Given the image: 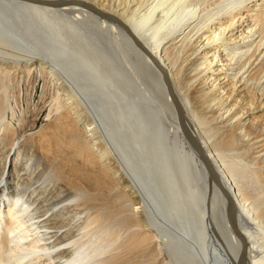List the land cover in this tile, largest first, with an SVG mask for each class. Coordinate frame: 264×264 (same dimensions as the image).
I'll return each mask as SVG.
<instances>
[{
    "label": "bare ground",
    "instance_id": "6f19581e",
    "mask_svg": "<svg viewBox=\"0 0 264 264\" xmlns=\"http://www.w3.org/2000/svg\"><path fill=\"white\" fill-rule=\"evenodd\" d=\"M34 73L57 96L35 137L0 117V264H239L167 82L264 264V0H0V74Z\"/></svg>",
    "mask_w": 264,
    "mask_h": 264
},
{
    "label": "rangeland",
    "instance_id": "374dc122",
    "mask_svg": "<svg viewBox=\"0 0 264 264\" xmlns=\"http://www.w3.org/2000/svg\"><path fill=\"white\" fill-rule=\"evenodd\" d=\"M45 78L37 73L22 79L0 74V117L10 121L18 132L30 129L35 137L40 126L48 124L45 117L50 110V101L57 95ZM260 249L264 253V239Z\"/></svg>",
    "mask_w": 264,
    "mask_h": 264
},
{
    "label": "water",
    "instance_id": "95a60500",
    "mask_svg": "<svg viewBox=\"0 0 264 264\" xmlns=\"http://www.w3.org/2000/svg\"><path fill=\"white\" fill-rule=\"evenodd\" d=\"M167 87H168L169 96L171 97V99H173V103H174V106H175V109L177 112V116H179V118H180L181 125L183 126L185 132H187L188 136L190 137L194 148L196 149V151L199 153L200 157L202 158L204 166H206V169H207L208 173L210 174V176L212 177V179L214 180V183L217 184V186L220 188L223 195H225V197L228 199V207H227L228 221H229V224H230L233 232L236 234L237 238L242 243V247H241L242 252H241L239 264H246L247 254H248L247 242L244 239V237H242V235L238 232V230L236 228L235 216H234V212L236 210L235 203H234L233 199L231 198V196L222 187V185L218 181V179L215 177L213 167L211 166L207 157H205L203 149L200 148V145H199L197 139L195 138L193 133L187 128L184 116H182V111H181L180 106L178 104V100L175 98V96L173 94L171 83L167 82Z\"/></svg>",
    "mask_w": 264,
    "mask_h": 264
}]
</instances>
